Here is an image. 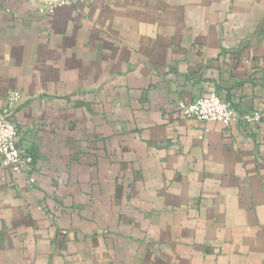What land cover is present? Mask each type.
I'll return each instance as SVG.
<instances>
[{
  "label": "crops",
  "instance_id": "0c3cea01",
  "mask_svg": "<svg viewBox=\"0 0 264 264\" xmlns=\"http://www.w3.org/2000/svg\"><path fill=\"white\" fill-rule=\"evenodd\" d=\"M0 264H264V0H0ZM215 93L256 124L200 123Z\"/></svg>",
  "mask_w": 264,
  "mask_h": 264
},
{
  "label": "built area",
  "instance_id": "2783aa9c",
  "mask_svg": "<svg viewBox=\"0 0 264 264\" xmlns=\"http://www.w3.org/2000/svg\"><path fill=\"white\" fill-rule=\"evenodd\" d=\"M91 0H37V12L40 15H53L57 10L79 3H89ZM10 107L0 114V165L13 174L23 175L29 184H33L31 174L34 170V157L26 148L16 143L19 130L11 121L13 112L23 101V97L13 92L8 98ZM181 114L186 119L200 123H231L244 125L256 124L262 120L260 112L242 113L231 103L222 101L218 95L211 93L200 97L192 103H179Z\"/></svg>",
  "mask_w": 264,
  "mask_h": 264
}]
</instances>
